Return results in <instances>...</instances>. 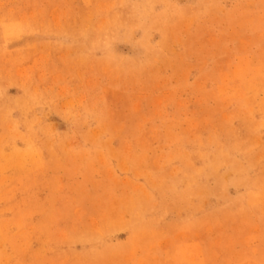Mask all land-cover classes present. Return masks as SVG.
Returning <instances> with one entry per match:
<instances>
[{
  "label": "rangeland",
  "instance_id": "1",
  "mask_svg": "<svg viewBox=\"0 0 264 264\" xmlns=\"http://www.w3.org/2000/svg\"><path fill=\"white\" fill-rule=\"evenodd\" d=\"M0 264H264V0H0Z\"/></svg>",
  "mask_w": 264,
  "mask_h": 264
}]
</instances>
